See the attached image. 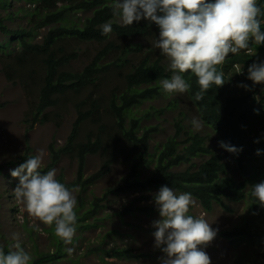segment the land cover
Segmentation results:
<instances>
[{
	"label": "trees",
	"instance_id": "trees-1",
	"mask_svg": "<svg viewBox=\"0 0 264 264\" xmlns=\"http://www.w3.org/2000/svg\"><path fill=\"white\" fill-rule=\"evenodd\" d=\"M25 2L34 5L29 14L32 18L29 22L32 23L30 27L10 30L4 25V21L0 20V32L11 36V40H16L21 48L14 56V62L5 64L8 79H20L26 89L38 81L41 84L36 95L38 101L32 104L29 114L35 122H48L53 119L51 115L60 117L55 112L46 110L56 109L63 97L78 96L83 90L93 88L100 79V74L112 69L113 65L120 67L117 63L109 62L102 65L113 51H118L119 41L126 42L122 49L123 53H138L144 51L143 45L132 46L133 40L159 37V34L157 36L159 27L143 19L139 22L134 21L131 26L112 22L116 18L113 15L112 0H25ZM58 4L61 6L58 7ZM257 5L261 9L258 19L261 22V30L264 31V0H257ZM90 11L92 16L87 17L82 26L70 19L72 13ZM105 23H111L113 29L107 36L101 34L102 25ZM45 27L51 28L42 42H33L36 38L35 31ZM69 40L104 46L84 70L74 72L67 69L70 62L78 57L75 53L71 55L66 53L64 44ZM2 47H6V44L0 43V49ZM156 52L154 47L149 48L140 63L131 64L130 71L124 76L126 90L120 93L118 90L113 91L108 103H104L102 97L93 99L90 94L75 105L78 118L64 147L58 149L51 144L52 163L49 167L57 163L62 155H69L78 161L76 182L65 184L70 189L79 184L83 187L91 185L109 174L112 166L121 161L129 166L128 176L121 185L110 190L105 195L106 198L108 194L113 193H150L162 186H168L180 193H191L207 212H211L215 204L230 211L224 201L235 203L245 201L251 198L252 185L264 181V140L258 133L260 128L264 129V85L253 86L252 81L247 79L248 67L254 62L264 61V45L250 43L249 50H241L235 55L230 53L223 65L217 66L218 71L222 67L225 68L224 85L220 87L212 85L200 101L194 99L195 93L199 91L197 78L191 72L185 73V79L190 84L189 98L199 109L204 124L213 129L221 141L242 149L236 153L229 152L239 171L241 178L239 180L228 176L230 166L224 161L222 154H213L199 165L191 162L193 158L209 154L210 151L204 147L205 138L200 134H187L186 140L178 142L182 132L180 127H177L175 136L169 137L156 154H150L148 151V144L155 129L146 127L138 135L141 118L135 117L133 112L144 101L164 94L158 86L143 89L142 85H150L171 76L163 63L164 56L158 53L155 57ZM39 61L43 64L44 72L36 77L34 66ZM119 61H123L124 64L130 63L122 58H119ZM234 65L241 68L242 74L238 75L236 70H233ZM252 93L258 94L259 100H254ZM108 115L114 118V135L111 132L107 134L108 126L104 118ZM127 120L130 122L129 126ZM87 121L100 125V128L97 133L89 131L82 139V129ZM250 132L253 137L250 136ZM121 141L128 143L129 146L126 148L121 146L119 144ZM180 145H183L181 151ZM257 149L261 150L260 155L256 154ZM97 154L103 159L102 167L95 175L84 180L86 158L88 155ZM25 161L26 158H22L20 164ZM153 162L154 170L142 178V169H146ZM183 163H189V166L184 170H174ZM41 173L44 174L46 171ZM58 180L64 184L63 176H59ZM102 200L103 198H100L93 202L92 209L88 211L90 216H93L99 207L98 202ZM126 211L148 210L129 207ZM250 212L249 219L232 230L224 231L222 236L235 246L237 240L248 243L249 249L242 251L237 264H264V209L258 204H253L251 199ZM56 241L59 247L57 254L41 255L34 264H42L47 259L48 262L54 263L60 259L65 251L63 242L58 237ZM254 247L257 250H254ZM251 248L253 250H250ZM3 250L5 254L9 251L6 247H3ZM108 256L133 258L128 250L121 249L109 252Z\"/></svg>",
	"mask_w": 264,
	"mask_h": 264
},
{
	"label": "rangeland",
	"instance_id": "rangeland-1",
	"mask_svg": "<svg viewBox=\"0 0 264 264\" xmlns=\"http://www.w3.org/2000/svg\"><path fill=\"white\" fill-rule=\"evenodd\" d=\"M60 6L61 4H58V7ZM33 8L34 5L25 2V0H0V20H3L4 25L10 30L29 28L32 24L29 23L32 20L29 14ZM91 16V11L79 12L72 13L70 19L82 26L86 22V18ZM117 21L122 24L119 18ZM50 28L37 29L33 42L41 43ZM11 38V36L0 32V43L6 44V47L0 49V248L9 249V246L16 242L13 240V234H16L21 246L31 256L30 264H34L41 255L57 254L59 247L54 235V225L48 226L34 220L25 211L24 206L16 202L13 191L19 183V179L12 177L11 171L21 165L22 158L27 159V157L31 158L42 153L40 172L55 169L56 178L63 176L64 184L76 182L79 163L75 158L62 155L57 163L49 167L52 163L51 144H54L58 149L66 145L78 118L75 105L79 101L91 94V98L102 97L103 102L108 103L113 91L118 90L120 93L126 90L124 89L126 86L124 76L130 71L131 64L137 63L146 52V46H153L156 40L148 42L144 39L133 40L132 46L143 45L144 51L141 54L123 53L122 49L126 46V42L119 41L118 51H113L102 65L109 62L117 63L120 67L113 65L112 69L102 72L96 85L83 90L80 95L63 97V102L61 101L56 109L46 110V112H55L60 117L51 115L52 120L41 123L33 121V117L29 115L32 104L38 101L36 95H38L41 85L39 81L26 89L20 79L9 80L6 76L5 64L14 62V56L21 51L18 42ZM103 46L104 44L69 40L64 44L66 53L70 55L75 53L78 57L70 62L67 69L74 72L84 70ZM155 50L157 51L155 57H157L160 51L156 48ZM119 58L131 63L124 64L123 61H119ZM34 69L37 73L36 77L42 75L44 72L42 62L39 61L35 64ZM133 113L135 117L141 118V129L138 135L146 127L155 129L148 144L150 154H156L169 137L175 136L177 127H180L182 132L178 137V142L186 140L187 134H202L206 138V146L211 154H222L224 161L229 164L228 176L241 179L232 156L219 146L220 140L217 135L203 123L199 131L194 130L191 121L193 119L201 121V118L187 92L146 101L139 105ZM104 121L108 126L107 134L113 133L115 131L113 129L114 118L108 115L105 116ZM129 124L130 122L127 120V126ZM99 128L100 125L87 121L82 129V139L89 131L97 133ZM119 144L125 148L129 146L124 141ZM182 147L183 145L179 146L180 151ZM28 148H30L29 153ZM211 154L195 157L191 162L199 165ZM102 164L103 159L99 154L88 155L85 162L84 180L99 172ZM154 164L155 162L146 169H142V178L147 177L154 170ZM188 166L189 163H183L174 170H184ZM128 173L129 166L120 161L112 166L109 174L94 181L91 185L83 187L79 184L69 189L70 191L74 190L73 195L77 201L75 236L70 245L63 243L65 253L58 261L50 263L47 259L42 264H161V258L165 254L154 247L155 238L153 235L156 231L153 223L160 219L153 197L159 190L150 193H113L108 194L107 198L105 197L110 190L122 184ZM173 190L180 194L179 191ZM100 198L103 200L98 202L99 207L93 216H90L88 211L92 209L93 202ZM193 200L194 204L190 206L188 214L206 219L214 230H218L215 239L203 249L209 255L211 264H237L242 251L249 249L248 243L237 240L235 246L223 237L222 233L232 230L251 217V198L239 203L226 200L224 202L230 211L215 204L211 212L205 211L195 198ZM129 207L145 208L148 211H126ZM117 249L128 250L133 258L108 256L109 252ZM254 250L257 249L254 247Z\"/></svg>",
	"mask_w": 264,
	"mask_h": 264
},
{
	"label": "clouds",
	"instance_id": "clouds-1",
	"mask_svg": "<svg viewBox=\"0 0 264 264\" xmlns=\"http://www.w3.org/2000/svg\"><path fill=\"white\" fill-rule=\"evenodd\" d=\"M111 3L113 15L116 16L112 22L131 26L134 21L143 19L159 27L158 38L138 39L147 42L156 40L153 46L146 47H155L160 51L171 76L150 85H142L143 89L158 86L164 93L146 101L173 94H188L190 84L185 79V73L188 72L197 78L199 91L195 93L194 99L200 101L212 85H224L225 68L218 71L217 66L223 65L230 53L235 55L241 50H249L250 43L264 45V31L258 19L261 9L257 0H112ZM118 18L122 24L117 21ZM112 30L111 23H105L101 34L107 36ZM145 56L146 52L137 63ZM234 69L238 75L242 74L238 65H234ZM247 72V79L252 81L253 86L264 85V61L252 63ZM252 98L259 100V95L252 93ZM197 110L202 122L193 119L191 123L194 130L199 131L204 122ZM258 133L264 140V129L260 128ZM250 136L254 135L250 132ZM219 146L228 153L242 150L221 140ZM204 147L207 148L206 138ZM256 154L260 155L261 150L257 149ZM205 155L208 154H202ZM41 165L42 153L26 159L11 171V176L19 179L13 191L14 197L31 218L48 226L54 225V235L65 245H70L77 222L74 190L70 191L56 178L55 169L42 174ZM250 197L253 204L264 209V181L252 185ZM153 199L160 216L153 223L156 229L153 233L154 247L165 254L161 264H211L209 255L203 249L215 239L218 230H214L206 219L188 214L190 206L194 204L191 193L177 194L168 186H162ZM13 240L16 242L9 246L7 254L0 248V264H30L31 256L21 246L18 235L13 234Z\"/></svg>",
	"mask_w": 264,
	"mask_h": 264
}]
</instances>
